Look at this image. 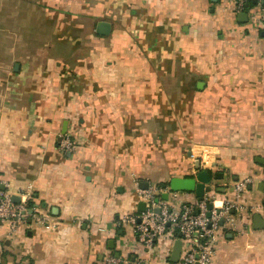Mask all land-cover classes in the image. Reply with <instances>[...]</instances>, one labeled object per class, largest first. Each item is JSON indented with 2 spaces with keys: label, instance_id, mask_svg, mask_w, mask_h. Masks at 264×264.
Wrapping results in <instances>:
<instances>
[{
  "label": "crops",
  "instance_id": "crops-1",
  "mask_svg": "<svg viewBox=\"0 0 264 264\" xmlns=\"http://www.w3.org/2000/svg\"><path fill=\"white\" fill-rule=\"evenodd\" d=\"M37 6L48 41L7 45L19 62L7 82L0 74V87L9 83L0 89V189L20 200L30 189L34 210L16 227L0 224V264L174 262L165 238L147 250L124 218L140 212L145 183L169 187L201 171L204 196L218 201L251 178L248 208L236 212L243 231L220 232L211 264H264V227L254 228L256 214L264 220V0L242 11L246 21L234 0ZM100 21L109 34L97 33ZM201 149L212 166L196 167Z\"/></svg>",
  "mask_w": 264,
  "mask_h": 264
},
{
  "label": "built area",
  "instance_id": "built-area-1",
  "mask_svg": "<svg viewBox=\"0 0 264 264\" xmlns=\"http://www.w3.org/2000/svg\"><path fill=\"white\" fill-rule=\"evenodd\" d=\"M252 1L234 0L235 12H242ZM66 143L70 144L68 139L63 146ZM195 153L192 155L198 157L203 167L212 166L209 149ZM250 183L249 177L237 179L233 191L220 201L211 196H204L202 200H180L179 192L170 191L168 186L141 188L138 195L139 200L145 202V210L127 215L124 221L135 226L137 242L147 250L160 246L164 236L172 245L176 239H181L180 256L169 264H211L220 232L225 227L243 231L238 226L236 212L248 208L243 195ZM165 192L169 193L168 199L163 198ZM26 194L27 197L15 202L9 192L0 189V224L16 227L29 214L30 189ZM244 226L247 228L246 224ZM111 261L117 262L114 258Z\"/></svg>",
  "mask_w": 264,
  "mask_h": 264
},
{
  "label": "rangeland",
  "instance_id": "rangeland-1",
  "mask_svg": "<svg viewBox=\"0 0 264 264\" xmlns=\"http://www.w3.org/2000/svg\"><path fill=\"white\" fill-rule=\"evenodd\" d=\"M0 0V45L5 44V52L0 53V61L4 62L5 67L0 68V74H3L7 82V75L12 74V69L16 62H19V55L12 50L6 51L16 41L30 44L34 41L36 45L45 44L48 41L46 31L49 27L46 25L47 18L44 17L43 9L38 7L36 11L31 10V3L34 0ZM13 2H17L13 5ZM30 2V4H28ZM15 8V9H14ZM30 12V13H29ZM5 40V43L4 41ZM13 46V45H12ZM8 63V67H6ZM4 69V71H3ZM4 83L0 89H5L9 83ZM197 155V152L195 153ZM197 157V156H195ZM198 158V157H197ZM165 240L167 239L164 236ZM162 238V239H163ZM172 243L163 246V253L167 254L168 249H172Z\"/></svg>",
  "mask_w": 264,
  "mask_h": 264
},
{
  "label": "water",
  "instance_id": "water-1",
  "mask_svg": "<svg viewBox=\"0 0 264 264\" xmlns=\"http://www.w3.org/2000/svg\"><path fill=\"white\" fill-rule=\"evenodd\" d=\"M217 1V0H213ZM254 4H257V0L252 1ZM249 4H246V7H248ZM248 18V13L246 12H240L238 13V19L240 21H246ZM111 30V25L107 21H100L97 25V33L101 35H107L110 33ZM16 70L18 69V64H16ZM67 127H68V121H65L63 123V130L62 133L65 134L67 132ZM61 139V137H60ZM196 167L199 169L200 167V161L199 159H196L195 161ZM207 175L209 174L206 171H201L197 176H190V177H179L175 176L172 177L171 180L169 181V187L171 190L174 191H193L197 194V196L202 200L204 199V193L206 190H210V187L206 186L205 184L209 181L207 178ZM144 188H148L149 185L145 183ZM223 190V189H222ZM168 192L163 193V198L168 199L169 195ZM15 202H20V197L19 196H14L13 197ZM209 207H212V204H209ZM145 210V202L141 201L138 206V211H144ZM34 210L29 209L28 213L33 214ZM254 228H263L264 227V220L261 217V215L256 214L254 217ZM110 246H114V241H110ZM181 247H182V240L181 239H176V241L173 244V249L171 253V260L172 261H177L180 253H181Z\"/></svg>",
  "mask_w": 264,
  "mask_h": 264
}]
</instances>
